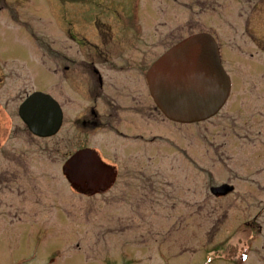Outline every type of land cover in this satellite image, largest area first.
Listing matches in <instances>:
<instances>
[{"label":"flooded vegetation","instance_id":"obj_1","mask_svg":"<svg viewBox=\"0 0 264 264\" xmlns=\"http://www.w3.org/2000/svg\"><path fill=\"white\" fill-rule=\"evenodd\" d=\"M104 1L95 4L98 12L89 20L66 18L61 29L57 26L56 31L50 30L47 64L41 67L47 74L46 90L42 92L48 99L46 103H32L28 110L29 115L45 110L46 120L33 123H38L37 128L42 131L46 129L47 135L35 134L28 125L31 118L22 110L24 101L40 91L38 88H23L24 85L1 105L0 156L16 168L5 166L0 170V189L22 197L18 187L20 172L26 178L28 156L31 161L38 155L33 148L16 147L10 141L18 139V133L25 130L30 135L25 138L29 146L45 140L39 150L47 155L49 170L53 172L58 156L63 157L64 164L78 150L96 151L112 174L111 184H105L106 172L93 170L95 182H85L83 189L76 190L84 195L107 193L121 167H126L143 189L155 190L156 178L162 175L160 166L167 162L168 155L176 151L188 154L182 146L181 125L167 120L152 104L147 78L152 64L151 24L158 13L163 20L159 18L153 33L164 26L169 6V13L175 17L176 39L184 37L185 32L212 37L229 81L224 103L208 119L212 122V137H223L222 143L216 144L225 149V180L220 185L225 184L230 190L223 197L233 193L239 197L240 188L244 197H256L264 211V0ZM151 1L160 4L157 9L152 8ZM183 13L190 15L184 22ZM59 32L63 39L57 42L55 36ZM19 62L31 69L28 80L33 86L41 71L21 59L17 61L19 67ZM5 67L4 64L0 68V84L6 78ZM14 74L19 76L18 72ZM8 102L14 104L15 116L7 107ZM14 117L19 121L17 127ZM168 123L173 128L167 132ZM77 164L83 171L91 170L88 157L80 158ZM171 173L176 174L172 166ZM243 224L246 229L250 225Z\"/></svg>","mask_w":264,"mask_h":264},{"label":"rangeland","instance_id":"obj_2","mask_svg":"<svg viewBox=\"0 0 264 264\" xmlns=\"http://www.w3.org/2000/svg\"><path fill=\"white\" fill-rule=\"evenodd\" d=\"M100 1L0 0V68L6 65L0 108L24 85L46 90L47 74L41 67L47 64L50 30L61 29L66 18L89 20ZM151 4L153 9L160 5ZM171 9L175 11L174 6ZM166 11L164 26L153 33L158 13L151 24L152 61L179 40L174 13H169V6ZM189 17L183 13L182 21ZM55 38L58 42L63 36L59 32ZM20 59L41 71L33 86L28 80L31 69L21 62L17 66ZM7 107L15 116L14 104L8 102ZM17 119L13 118L14 127ZM211 124L206 120L181 125L182 146L188 154L168 155L159 167L164 173L156 178L160 183L154 184V191L143 189L121 167L107 193L87 195L68 185L61 171L62 156L57 157L54 172L49 170L47 155L39 150L44 139L29 146L25 138L30 135L19 132L18 139L10 142L31 147L38 156L31 161L28 156L26 178L20 172L22 197L0 189V264H264V211L258 199L244 197L240 188L239 197L234 193L216 197L209 191L225 180V149L216 146L223 137L217 133L212 137ZM172 128L168 123L167 132ZM5 166L16 168L0 156V170ZM244 222L250 223L247 229Z\"/></svg>","mask_w":264,"mask_h":264},{"label":"water","instance_id":"obj_3","mask_svg":"<svg viewBox=\"0 0 264 264\" xmlns=\"http://www.w3.org/2000/svg\"><path fill=\"white\" fill-rule=\"evenodd\" d=\"M150 95L154 104L169 120L178 123H194L208 119L224 101L228 80L220 67L216 44L205 33L189 35L169 47L150 66L147 72ZM48 95L34 92L24 101L22 110L31 108L32 103H46ZM30 117L29 128L37 135H47L37 128L46 120L45 110ZM91 159V170L106 171V166L91 150L76 151L63 165V173L72 186L82 188L83 176L93 180L90 170L84 174L77 165L80 158ZM229 190L226 185L210 189L214 195H223Z\"/></svg>","mask_w":264,"mask_h":264}]
</instances>
